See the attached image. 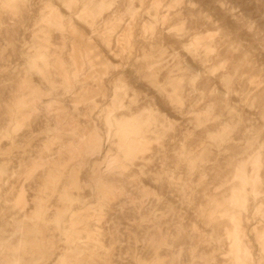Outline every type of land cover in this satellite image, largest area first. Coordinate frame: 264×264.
I'll return each mask as SVG.
<instances>
[{
	"label": "rangeland",
	"instance_id": "1",
	"mask_svg": "<svg viewBox=\"0 0 264 264\" xmlns=\"http://www.w3.org/2000/svg\"><path fill=\"white\" fill-rule=\"evenodd\" d=\"M0 264H264V0H0Z\"/></svg>",
	"mask_w": 264,
	"mask_h": 264
}]
</instances>
